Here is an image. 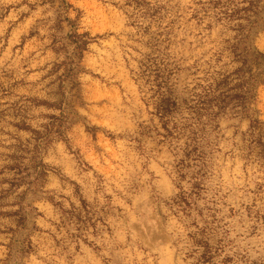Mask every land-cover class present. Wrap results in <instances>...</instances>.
<instances>
[{"label": "rangeland", "instance_id": "374dc122", "mask_svg": "<svg viewBox=\"0 0 264 264\" xmlns=\"http://www.w3.org/2000/svg\"><path fill=\"white\" fill-rule=\"evenodd\" d=\"M258 42L264 0H0V230L19 229L0 264H24L38 202L82 195L78 181L98 195L74 221L86 263L264 264ZM240 82L245 108L205 110ZM57 143L78 173L52 163Z\"/></svg>", "mask_w": 264, "mask_h": 264}, {"label": "crops", "instance_id": "0c3cea01", "mask_svg": "<svg viewBox=\"0 0 264 264\" xmlns=\"http://www.w3.org/2000/svg\"><path fill=\"white\" fill-rule=\"evenodd\" d=\"M261 41V40H260ZM258 49H264V43H256ZM71 134L77 137L83 134L82 128L75 125ZM52 163L60 165L62 169L67 171L77 172L76 163L72 160L69 153H66L65 148L60 143L56 144V148H52ZM82 186V195H79L78 190L70 189L69 194L61 196V202L43 201L38 202L40 213L35 215L31 222V227L27 228L29 232L25 234L24 243L30 246V252L24 255V264H91L86 263V259H95L97 254L95 249L83 239V228L74 224L75 218L79 216V211L84 206L87 200L89 204L96 203L98 195L94 190L89 189L90 184L85 181H78ZM77 184V186H79ZM46 188L59 191H64V183L58 179L47 181ZM87 190V192L85 191ZM86 192V194H85ZM57 202V203H56ZM60 202L64 207L61 212L55 204ZM87 204V205H89ZM69 209L75 210L76 213ZM107 218L111 222L110 210H106ZM8 215L15 216V212ZM114 219V217L112 216ZM17 221L12 222L11 227L0 230V260L5 261L6 257L14 247L16 235L19 232ZM115 228V226H114ZM81 231V232H80ZM82 235L80 237V234ZM115 232V230H114ZM80 237V238H79ZM87 253V254H86Z\"/></svg>", "mask_w": 264, "mask_h": 264}, {"label": "trees", "instance_id": "16d2710c", "mask_svg": "<svg viewBox=\"0 0 264 264\" xmlns=\"http://www.w3.org/2000/svg\"><path fill=\"white\" fill-rule=\"evenodd\" d=\"M85 43H86V42H83V43L79 46L81 52H82V50L85 48ZM247 54L253 55L255 61L258 60L259 57H264V53L261 52V51H259V50H257V49H255V48H253L252 51H247ZM249 61H250V59H249L248 56H245V57L243 58V65H244V66L246 65L247 68L250 67V66H249L250 62H249ZM235 72H237V73L243 75V74L246 72V70H245V68H244L243 66H240V67H238V68L235 70ZM220 84L224 85V87L228 86V85H229V82H228V76H226V77L221 81ZM236 87H243V83L240 82V83H237L235 86H231V87H229L228 89L222 91V93H220L219 96H215V97H212V98H208V99H206L205 104H207V106H205V107L203 106V107L205 108V110H208V109L210 110V109H212V108L214 107L215 102H216L217 100H219L220 102L223 103V105H220V104L218 103V106H219V109H220L219 111H220V112H221V111H224L225 109H227V107H228L232 102H234V101H236V103L234 104V108L237 107L238 105H242V107L245 108L246 102H247L248 99L250 98V96H251L250 94H251L252 92H250V91L248 90V92L243 91V92L231 93L230 91L234 90ZM209 95H210V94H209ZM161 102H162V103L164 102L165 107L163 106L162 103H158L157 108H158V111H159V112H162V114H163L164 112H169V110H171V109H170L171 105L175 103L174 101H172V98H170V97H169V98H164ZM174 105H175V104H174ZM203 107H202V108H199V110H197V113H198V114H201V109H203ZM167 126H168V125H167V122H166V123L164 124V127L167 129V131H168L169 134L173 135V134H174L173 129H168ZM192 140L196 142L197 139H196V137H193ZM198 184H199V183H194L193 186H194V187H195V186H198ZM192 191H193V189H192ZM191 205H192V209H193V202H192V204L189 202L188 206H191Z\"/></svg>", "mask_w": 264, "mask_h": 264}]
</instances>
